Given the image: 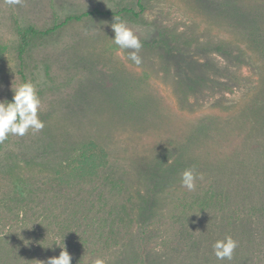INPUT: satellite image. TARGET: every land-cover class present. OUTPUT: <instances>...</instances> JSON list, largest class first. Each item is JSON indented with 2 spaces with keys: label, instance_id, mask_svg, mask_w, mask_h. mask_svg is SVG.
<instances>
[{
  "label": "rangeland",
  "instance_id": "374dc122",
  "mask_svg": "<svg viewBox=\"0 0 264 264\" xmlns=\"http://www.w3.org/2000/svg\"><path fill=\"white\" fill-rule=\"evenodd\" d=\"M136 2L21 0L9 6L0 0V101H11L12 91L20 84L17 30L51 28L94 8L136 12ZM140 2L144 9L139 15L119 18L142 43L139 65L127 59L131 50L112 42L113 17L88 16L30 41L23 55V71L25 82L33 83L40 98L38 115L44 128L29 130L23 137L10 135L0 143V245L10 246L5 241L9 232L10 238H20L23 245L39 242L45 235L37 241L36 234L26 237L23 232L29 226L23 223L43 222L46 214L38 216L46 206L57 209L54 215L66 217L60 193L74 198L93 183L88 178L79 181L80 171H73L75 164H71L75 151L92 140L105 154L101 174L93 179L112 181L104 191L117 192L120 187L126 198L136 199L151 185L146 175L151 162L162 158L166 168L176 156L185 157V152L195 158L211 150L213 160L191 165L202 177L196 184L206 176L214 178L223 183L224 196L231 203L221 211L193 205L192 199L201 189H211L210 182L188 191L181 186L179 174L176 181L155 189L156 202L151 203L148 220L142 226L134 222L131 228L140 255L148 246L155 251L142 260L123 250L104 251L79 264H264L263 218L248 217L251 203L264 198V158L254 156L255 183H243L245 194L233 181L245 176L241 157L252 158L243 150L254 139L256 145H264V121L257 122L251 107L264 98V58L257 56L246 37L252 17L264 31V0ZM177 48L188 53L193 66L179 68L182 58L168 54ZM188 76L203 77L204 86L186 89ZM202 119L206 122L201 123ZM198 127L206 128L201 139L193 135ZM209 137L217 138L218 143L211 144V139L209 143ZM73 219L70 223L86 224L80 214ZM146 236L154 238L152 243L144 241ZM225 236H231L238 246L230 261H218L212 244ZM50 239L55 241L56 235ZM36 245L22 258L11 260L3 259L0 248V264L46 263L57 257L33 250Z\"/></svg>",
  "mask_w": 264,
  "mask_h": 264
},
{
  "label": "trees",
  "instance_id": "16d2710c",
  "mask_svg": "<svg viewBox=\"0 0 264 264\" xmlns=\"http://www.w3.org/2000/svg\"><path fill=\"white\" fill-rule=\"evenodd\" d=\"M136 7L138 8V11L136 12L130 8L103 11L94 8L79 15L69 16L65 18L62 23L53 24L51 28L38 30L28 26L23 29L17 30L18 44L16 48V58L18 66L16 73L19 76L20 83L25 82V74L23 71V55L25 54V51L33 38L48 36L63 25L71 21L82 20L88 16H108L113 18H120L123 14H130L131 16L136 17L144 9L140 0H137ZM247 27H249V29H247L246 31V37L248 38L249 43L254 46L253 50L255 51L257 56H260L263 59L264 31L258 29L255 17H252L248 20ZM185 52V50L177 48L169 51L168 54H170V56L172 57L176 56L178 58H182L181 62L179 63V68L186 69L187 67L190 68L191 66H193L194 63L190 59V56H188V53ZM199 66L201 67V64H199ZM185 79H183V81L185 80L186 86L183 87H186V89L190 91L195 90L196 86H204L206 81L203 77L193 78L188 76V78L186 77ZM181 83L182 82L179 81V85ZM252 104L253 105L251 107L257 114V117H255V119H257V122L264 121V98L262 101L253 102ZM248 120H251V118H248ZM200 121L201 123L206 122V120L203 119ZM257 127L258 125L255 126V128ZM205 134L206 128L204 127H198L193 133V135L197 139L203 138ZM210 139L212 140L211 144L215 145L216 143H218L217 138L209 137V143ZM252 141L253 142L250 144L248 149H246L245 151L243 150L244 155L252 158L241 157V164L244 165L242 167V171L244 169L243 172L245 173V176H242L243 178L240 179L233 178V175H235V173L231 170V172L233 173L231 178H233V181L235 183H237L238 185L240 184L239 186L241 189V194H245L244 189H247L246 186H243V183H255L256 168H253L254 156L257 155L264 158V145H261L260 143L256 145V139ZM98 146L99 145H97L94 141L89 140L75 151L76 157L73 158L71 164H75V167L72 168L73 171H80L79 173H77L78 180L82 181L83 178H88L90 180L89 182L92 181L93 183H90L88 185V190L82 191V193H78L74 198H70L67 194L60 193V197L64 201V207H62V209L63 211H66V217L62 216L61 214L54 215V212L57 210L56 208H53V211L49 210L47 206L43 209H40L41 214H39L38 217L40 218L42 214H46L44 221L39 223L37 222L38 225L24 222L23 225L29 226V229L23 228L25 229L23 234L26 237L31 236V238L36 234V238H34L36 241L37 239H40V236H42L43 234L45 236L42 237L39 242H33L29 245H23L20 238H10L12 232H9L5 236V241L10 246L8 248H2L3 246L0 245V248H2L1 250H3L2 254H5L3 258L4 260L22 258L21 255L23 253L29 252L30 249H32L33 245H36V243L37 248H33V250L39 249V251L56 254L57 256H59L61 248H63L64 245V249L71 256L70 264H79L87 256H97L98 253L100 254L104 251H107L108 253H116L119 250H123L125 252H129L133 259H145L149 252H153L155 250H153V248H149L148 246L142 251V254L140 255L138 249L134 246L135 242L133 241L131 228L134 222L142 226L145 224L144 221L148 220V213L152 211L151 203L156 202V199L154 198L155 189L167 186L170 182H174L179 179V174H181V172L185 169L191 168L192 163H197L198 165L200 164L202 166V164L208 163V161L213 160V158L215 157L213 156V152L211 150H207L203 153H200L199 155H195V158L191 154H187L185 152V157H182L181 155L178 157L176 156L173 162L166 168L163 166L164 162H162V158H158V161L154 163L151 162L150 165H148L149 171L148 169L146 170L149 172V174H147L146 172V175L148 177V181L152 186H147V190L145 191L144 195L136 196L137 202L139 203L137 205V202L135 201L136 199L134 197L129 196L126 198L124 196L125 194L123 195V192H125L124 188H117V192L104 191L103 189H106L107 186L112 183V181H104V178L105 180L107 179L106 177L101 178V182L97 179H93V177H96L97 174H101L99 168L102 165L104 161L103 157L105 156L103 149H99ZM184 151H186L185 148ZM96 159H99L98 164H96ZM153 181L154 183H157L154 186ZM205 181L210 182L208 187L211 189H201V193H199L197 197H193V205H196L198 203V205H202L203 207H205V209L219 211L228 207L231 201L226 196H224L225 186L223 185V183H218L214 178L206 176L199 184ZM199 184H196V186H198ZM72 202L74 203V206H71ZM250 203L251 202H249L248 204ZM251 204V206H249V209H251V211L248 217L257 215L258 217L263 218L262 222H264V198L258 200L256 204L254 203V201ZM68 213L70 214L69 217ZM30 214L32 216H35V211H31ZM79 214L81 215V218L86 221L85 226H82V224L70 223L69 220L74 217L72 221H76ZM21 216L23 217V219L28 220L26 215L23 216V214H21ZM229 217L233 219L234 215L230 214ZM228 223H230V221H228ZM148 232L149 231H146L145 235L148 236ZM53 234L56 235V242L53 239H50V236ZM147 236L146 238H144V241H149V243H152L150 241L154 238H147ZM53 243L57 244L58 246ZM51 244H53L51 247H46ZM34 264L46 263H40L37 260L36 262H34Z\"/></svg>",
  "mask_w": 264,
  "mask_h": 264
},
{
  "label": "clouds",
  "instance_id": "9594fccd",
  "mask_svg": "<svg viewBox=\"0 0 264 264\" xmlns=\"http://www.w3.org/2000/svg\"><path fill=\"white\" fill-rule=\"evenodd\" d=\"M5 3L9 6H16L21 3V0H5ZM115 21L110 25L114 33L111 38L112 42L122 50H131L127 54V59L139 65L141 63L139 51L142 48L140 39L125 22L118 17ZM12 92L11 101H0V143L6 141L10 135L23 137L29 130L39 132L44 128V122L38 115L41 101L33 83L31 81L22 82L16 85ZM201 178L193 169L188 168L181 172L180 184L188 191H194L196 181ZM53 244L46 247H51ZM237 246L236 240L231 236H225L213 242L212 251L218 261H230ZM70 262L71 256L63 245L59 256L49 258L46 264H70ZM97 264L101 262L98 261Z\"/></svg>",
  "mask_w": 264,
  "mask_h": 264
}]
</instances>
